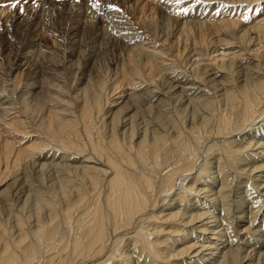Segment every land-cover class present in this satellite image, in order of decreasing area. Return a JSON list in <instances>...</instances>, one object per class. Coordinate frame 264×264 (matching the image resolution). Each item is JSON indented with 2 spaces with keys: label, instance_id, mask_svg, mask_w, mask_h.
Masks as SVG:
<instances>
[{
  "label": "bare ground",
  "instance_id": "bare-ground-1",
  "mask_svg": "<svg viewBox=\"0 0 264 264\" xmlns=\"http://www.w3.org/2000/svg\"><path fill=\"white\" fill-rule=\"evenodd\" d=\"M50 1L58 0L42 2ZM159 1L164 0L156 2ZM225 1L239 4L235 9L245 4L244 13L237 16L243 20H221L210 28H197L198 33L192 34V45L181 51L184 65H190L189 71L175 70L179 67L173 64L175 61L172 63L176 52L161 48L143 51L136 43L134 30L126 29L117 17H108L105 14L108 7L103 6L92 15L90 23L81 20L77 27L73 26L71 34L78 42L80 35L89 34L102 24L109 22L113 26L116 37L124 42L121 47L125 51L124 54L120 51L110 63V76L108 72L88 71L92 57L86 53L78 55V44L72 39L73 49L66 50V64L62 61L65 65L39 60L21 91L14 78L15 86L0 98V124L4 123L11 133L10 140L0 141V157H15L14 165L23 161L31 170L38 168L39 174L36 177L25 172L24 176L7 174L8 164L0 169V175L10 176L0 190V264H126L129 250L172 264L174 256L179 259L186 255L189 259L210 250L212 257L217 249L219 264L236 263L237 251L232 242L224 244L226 240H221V233L211 228L210 222L216 220L209 222L210 210L204 211L207 207L201 206L199 198L193 204L185 203L190 201L191 193L197 199L209 192L201 181L208 169L207 162L199 167V173L191 175V172L196 169L203 142L213 137L224 140L217 156L221 173L226 163L231 165L237 159L240 162L243 157H255L251 170L259 173L253 174L252 179H256L264 195V141L254 140L255 135L242 141L241 136L264 115V10L252 18L248 10L259 6L251 5L257 0ZM4 5L7 6L0 12L7 14H3L2 29L7 24L17 25L20 18L10 3ZM161 5L160 10L166 11L167 4ZM28 27L27 32L33 34L31 23ZM209 34L214 37L208 39ZM26 37L11 54L6 77L23 60L19 50L30 48L41 52L44 47L41 42L33 44ZM2 45L5 53V41ZM74 56L78 62L73 83L76 80L84 84L79 90H73L72 83L60 73L62 69L72 70L70 59ZM207 84L219 94L205 96ZM194 100L202 111H197V117H184L182 106ZM5 118L10 120L9 126ZM252 128L251 132L257 133L258 129ZM19 129L23 136L31 138L27 139L30 141L27 146L16 148L14 140L21 139L15 136ZM212 147L211 143L209 149ZM243 152L249 154L242 155ZM45 157H58L50 160V163L57 161L51 165L54 173H44V166H50ZM33 181L38 183L33 185ZM175 187V197L167 198ZM223 191L220 189L219 194L225 199L228 195ZM248 212L246 228L252 225L257 211ZM121 233L128 235L131 249H121L124 245H121ZM199 238L205 241L199 243ZM184 263H188L186 258ZM190 263L195 264L194 259Z\"/></svg>",
  "mask_w": 264,
  "mask_h": 264
},
{
  "label": "rangeland",
  "instance_id": "rangeland-1",
  "mask_svg": "<svg viewBox=\"0 0 264 264\" xmlns=\"http://www.w3.org/2000/svg\"><path fill=\"white\" fill-rule=\"evenodd\" d=\"M10 1L11 0H5V1L0 0V4H3V5L6 3L11 4ZM42 1L43 0H34V1L28 0V3L25 4V3H23V0H22L21 7H23V9H24L23 12H21L19 10V8L15 9V13L17 14V17H20L16 20L17 25L15 24L12 26V25L7 24V26H6L7 29L4 28L5 30L1 28L2 27L1 22L4 21V16L7 13L5 14V12L4 13L0 12V15H1L0 17L3 16L2 19H0V24H1L0 25V54H2L0 56V58H1L0 59V98H1V95H3V94L7 95L8 92L13 88V86H15V84L13 85L14 78L17 80V83L19 82L18 83V85L20 86V87L18 86L19 91L24 89L25 84L29 80L28 79L29 75L32 72L34 65L37 64V62L48 61L49 63L54 64L55 66L65 65L67 62L66 54H67L68 50L70 51L73 49V47H70V46H73V44L71 45V42L76 41L75 40L76 37L72 36L73 34H71L73 26L76 25L75 27H77V25L79 24V21L81 22V20L82 21L87 20L86 22L90 23L93 16H95L94 13L97 14L100 11V8L101 9L103 8V6L104 7L106 6L105 8L108 7V10L105 12V14L108 15V17L111 16L110 18H114V19H116V17H117L116 20H118V21L121 20L122 23L125 25L126 29L129 28L131 30L132 29L134 30L133 33H135L137 35V36L135 35L136 43L138 42L140 44L141 49L143 51H150V48L151 49L152 48H161L162 50H165L168 52H172V53L176 52V58H175V60H172V63L175 61L173 64L179 66V67L175 68V70L177 69V71L181 70V69L183 71V69L185 70L186 68H187L186 70H188V71L190 70V65L189 64L184 65V63L182 61L183 52H181V51H183L184 48H186L187 46L189 47V45H192L191 44L192 43V37H193L192 34H194L196 32L195 33V35H196L198 33V31L200 30V28L204 30L207 27L210 28L209 26L212 27L213 23L215 25H218V23H220L221 20H223V21L225 20V22H229L232 19L236 20V21H238V20L242 21L243 18L237 19V18H239L237 16L238 15L240 16V14L244 13L243 8L245 6V4H243V6L240 4L239 8L235 9V7H237L239 4H236V5L231 4V3L229 4L225 0H214V1H211L212 3L209 1H205V0H199V2H197V0H170V1L164 0L163 2L159 1V2H161V4H165V5L167 4V8L165 11V9L160 10L159 6L161 4L159 2H156L157 0H110L109 1L110 3L107 2L108 0L107 1L105 0V2H103L104 0H75V1H73V0H70V1L69 0H58V1L48 2V3L52 2L51 4H49L51 6H49L48 3H46L47 5L45 3L43 4ZM78 1H80V2L76 3ZM187 1H188V3H187ZM94 3H97L99 5L98 8L95 7L96 8L95 9L92 6ZM108 3H109V5H108ZM75 4H76V6H75ZM105 4H107V5H105ZM254 4H258L259 6H257V8H254V9L250 8L248 10V13L252 18L259 16L261 14V12H263L262 10H264V0H257V3H253L251 5H254ZM3 7L4 6H0V11H2ZM78 7H80V8H78ZM158 8H159V11H158ZM3 14H5V15H3ZM77 15H79V17ZM21 21L23 23H21ZM187 22H188V24L190 23L191 26L186 25ZM28 23L29 24L31 23V28L33 30V34H29L27 32L29 30L28 29L29 28ZM199 25H200V27H199ZM67 27L69 29H67ZM112 27L113 26L109 22H107L106 25L102 24L101 26H98V29L96 28L95 30H90L89 34L84 33V34L80 35L79 40L77 39L78 42L80 41L79 43L76 41V45L78 44L77 45V51H79L78 55H81V53L82 54L86 53V55H90L92 57L90 60V65L87 68L88 71H91V72L94 71L95 74L96 73L105 74L106 72H108L107 74H108V76H110L111 70H109V68H108L110 63L112 62L113 59H115L116 56L120 55L119 54L120 51L121 52L123 51L121 54H124L125 48L123 47V49H124L123 50L121 47L122 43H124V42L121 39L116 37L117 33L114 32V29ZM189 27H190V29H189ZM197 28L199 30H197ZM58 30L60 33L58 32ZM66 30L68 32H66ZM190 30H191V32H190ZM221 31H223V29ZM180 33L182 35H180ZM167 34H169V35H167ZM184 34L185 35L187 34L186 37ZM165 35H166V37H165ZM190 35H192V36L190 37ZM20 36H22V37H20ZM23 36H24V38H23ZM181 36H182V38H181ZM25 37H26V39H28V41H31L33 44L41 42L45 48L43 47L41 49V52L38 49H32L31 50L30 48H28L29 50L28 49L19 50L20 52L18 51V54H19V56L23 57V60L18 65V67L13 72L9 73L10 75H8V77H6L7 75L5 73V69L10 68L9 63L11 62V54L14 51H16V49H15L16 45L20 44L22 41H24ZM69 37H70V39H69ZM212 37H214V34H211V36H210V34L208 35V39H211ZM21 39H22V41H21ZM67 39H69V40H67ZM181 39L184 40V42H182ZM186 39L188 40V42ZM70 40H72V41H70ZM82 40H84V41H82ZM189 40H191V41H189ZM3 41H5V43L7 45V51H6L7 53L6 52L4 53L1 50L2 49L1 46H3L2 45ZM67 41H68V43L70 42V44H68ZM120 42H121V44H120ZM177 42H178V47H179L178 49H177ZM66 43H67V45H66ZM180 46H181V48H180ZM64 47H66V48L64 49ZM68 47H69V49H68ZM78 48H79V50H78ZM175 48H176V50H175ZM201 49H199V50H201ZM66 50H67V52H66ZM203 50H201V51H203ZM63 52L65 55H63ZM178 54H179V56H178ZM216 54L217 53H214V55H216ZM211 55L212 54H210L208 58H210ZM246 56H243V58ZM77 58L78 57L74 56V58L70 59L72 61V64H73V65L71 64L72 70L70 69L72 72L69 71V69L68 70L62 69V71H64V74L62 71L60 72L62 74V76L64 75L67 78L69 84L72 83L71 86H73V90H79L82 85L84 86L83 82L81 84L80 82H76V80H74V83H73L72 78L74 76L73 72L76 71V66H77V62H78ZM203 58L206 59L207 57H203ZM192 59H196V57H192ZM73 60H74V62H73ZM62 61H64L65 64ZM71 61H69V62H71ZM205 61L209 62L208 59H206ZM205 61L203 63H205ZM69 62H68V65H70ZM70 74H72V75H70ZM68 75H69L70 79L68 78ZM108 78H110V77H108ZM63 81H64V79H63ZM110 82L111 81H109V83ZM45 89H46V86H45ZM204 91H205V96H208V97L211 95H218L219 94L218 92H216L215 87H214V89L211 88L210 84H207ZM50 92H53V90H51ZM213 92H215V93H213ZM206 93H207V95H206ZM6 99H8V98H6ZM184 106H185V109L187 107V110H185V109L183 110ZM188 107H189V110H188ZM193 108L196 111H193ZM181 109H182V113H183V111H185L183 116L184 117L186 116L188 118L197 117L199 114V112H197V111L198 110L202 111V107L200 105H198V103L195 102V100L193 102H188V101L185 102V104L182 106ZM190 110H192V111H190ZM45 112H46V110H45ZM45 112H43L42 114H44ZM34 114H36V113L34 112ZM34 114L32 116L35 117ZM175 114H173V116H175ZM27 115L29 117V114H27ZM42 116H44V115H42ZM7 118H5L6 124L9 126L8 122L10 120H8ZM2 124H0V125H2V126H0V141L6 140V138L10 140V135H11V133L9 134L10 130L5 129L4 126H6V125H4V123H2ZM252 127L255 130H256V128L258 129L257 133L255 132L256 134L251 132V131H253V130H251ZM252 127H250V129H249V126L246 128V129H249V131L247 133L241 135L242 141L245 140V138L247 140V137H250L253 135H255V137H256V138L255 137L253 138L254 140H259L260 138H262V141H264V115L261 118H259V120ZM15 136L17 137L16 139H19V137L21 138L19 141L14 140V141H17V143H19V144L16 143V145H17V146L15 145L16 148L27 146L30 143V141L27 139L31 138V137L30 136L27 137L25 135L23 136L21 129L16 131ZM32 138H34V137L32 136ZM221 139L222 138L218 139L217 137H213L212 140L210 138V139H207L206 142L205 141L203 142L205 145L202 144L203 146H201L202 148L200 149V155H199V160H198L196 169L194 170L193 173L191 172V175L194 173L195 174L199 173L201 171V168H199V167H201L203 165V162H207L208 169H207V172L205 171V174L203 175L204 177L202 176L203 178H201V181L205 182V183L203 182V187H205L206 190H209V192L207 191L205 194L203 193V194H200L198 197L196 196L197 199L193 198L192 196L194 194L191 193L189 195L190 201H187L185 203H186V205L193 204L194 201L198 200V198H199L198 201H199V203H202L201 206H204L203 207L204 209L207 207L205 210L204 209L203 210L204 211L207 210V212L210 210L208 212L211 215V216H209L211 218V219L209 218V222L212 219H213V221L216 220L213 223H212V221L210 222L212 230L213 231H219V234L221 233L220 234V235H222L221 240H223V241L226 240L224 242V244L231 241L232 247L237 251L236 252V254H237L236 263L233 262L232 264H255V263L264 264V259H263L264 258V195H262L263 192H260L262 187H258L259 185H258V182L255 181L256 180L255 178H254L255 180L252 179V177H254L253 174L259 173V172H254L251 170V168L253 169V167H254L253 163L255 162V157H253V158L246 157L247 159L243 157L244 162L241 159V161H240L241 163L238 161V159L237 160L235 159L236 161L232 162L233 165L232 164L229 165L226 163L225 164L226 166L225 167L223 166L224 167L223 169L225 171H224V173L223 172L221 173L220 170H218V159H217L218 154L222 151V144L224 142V140H221ZM211 143L213 144V147H212V149H209V145ZM206 144H207V146H206ZM249 151H253V150L248 149V152ZM247 153L243 152L242 155L243 154L246 155ZM6 158H7V160H6ZM12 158H15V157H9V159H8V157H4V156L0 157V169L3 170L5 168L4 165H6V164L9 165L8 172H6L7 174H10V172H11L12 175L14 173H16L17 176H18V174L20 176H24L23 172H25V173L31 174L32 177H33V174H34V177H36V175L39 174V173H36V170H38V168L31 170L32 168L26 167L23 164V161H22V163H19V162H21V161H19L17 163V165H14V160ZM39 158H43V157H39ZM56 158H58V157H45V159H47V162L50 164V166H44V168H43L44 170L42 169L45 174L54 173L53 170H55V169L52 168L51 165H54L57 161L54 163L53 162L50 163V160L56 159ZM237 158H239V157H237ZM59 159L63 160L60 157H59ZM219 159H220V161L223 160L220 157H219ZM11 160H13V161H11ZM5 162H7V163H5ZM263 163H264V157H263ZM11 168H13V169H11ZM48 168H50L51 170ZM11 170H13V171H11ZM251 171H252V174H251ZM38 172H40V171H38ZM6 173H4V175ZM245 174H247V175H245ZM6 175L5 176L0 175V180H1L0 181V190L2 188H4V186H5L4 183L7 182L9 177H10V176L6 177ZM191 175H189L188 177H190ZM180 181L178 180V182H180ZM34 182H36V184L38 183L37 181H33L32 182L33 185H35ZM57 186L55 185V188ZM221 186H223V187H221ZM260 186H262V185H260ZM176 187L174 190H172V192L169 193L170 195H168L167 198L172 197V196L175 197V195L173 193L175 191H177ZM41 188H43V187L41 186ZM220 189L224 190L223 191L224 195H225V193H226V196L228 195L227 197H225V199L220 196V194H219ZM208 193L214 195L216 198L213 197L212 195L208 194ZM210 196L213 198H209ZM218 197H219V199H218ZM222 199H223V201H222ZM182 207H184L183 204H182ZM249 210L250 211L256 210L257 212H256L255 219H254L252 225L250 227L246 228L247 225L249 226L248 222H246L247 216L249 215V212H248ZM213 215H215V216H213ZM241 215H243V216H241ZM213 217L216 219H214ZM260 231L262 233H260ZM121 235L123 237L121 245L124 244L121 246V249H123V250L131 249V245L127 239L128 235L123 234V233H121ZM209 235L213 238L220 237L217 234H208V236ZM201 239L202 238L198 239L199 243L205 241V240H201ZM185 240H187V239L185 238L184 241ZM124 241H126L127 243H123ZM214 251L216 252L215 253L216 256L213 255L212 257L209 256L210 250L209 251L208 250L203 251L197 257H192L189 259H188V256H186V255H183V257L178 256L179 259H181V260L175 259L176 257L172 256L173 257V258L171 257L172 258V264H175V263L183 264V261L185 258H186V261L188 263H184V264H191L190 262L192 259H194L195 264H207V263L208 264H210V263L211 264H213V263L219 264L217 261V258H218L217 256H219V253H218L219 249L214 250ZM128 252H129L128 258H130L129 260L127 259V261H126L128 264H166L165 261L163 262L162 260H158L159 261L158 262L156 259L149 258V256L145 255L144 253L139 252L138 250L136 252H134V250H129ZM190 255H192V253ZM258 256H260V258ZM209 257H211V258H209ZM206 259H208V260H206ZM255 259H258L259 262H257L258 260H255ZM160 261L162 263H160ZM208 261H210V262H208ZM230 262L231 261H228L226 264H231ZM107 264H111V263L108 262Z\"/></svg>",
  "mask_w": 264,
  "mask_h": 264
},
{
  "label": "snow or ice",
  "instance_id": "snow-or-ice-1",
  "mask_svg": "<svg viewBox=\"0 0 264 264\" xmlns=\"http://www.w3.org/2000/svg\"><path fill=\"white\" fill-rule=\"evenodd\" d=\"M197 2H199V0H197ZM21 3H22V0H11L10 6L13 9L19 8V10L23 12L24 9L23 7H21ZM23 3L25 4L28 3V0H23ZM0 6H7V5L0 4ZM92 6L95 8V7H98L99 5L97 3H94Z\"/></svg>",
  "mask_w": 264,
  "mask_h": 264
}]
</instances>
